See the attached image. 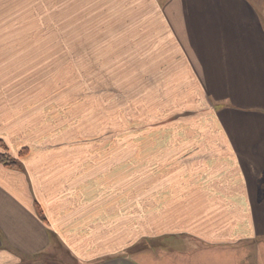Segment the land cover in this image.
<instances>
[{
    "label": "crops",
    "instance_id": "0c3cea01",
    "mask_svg": "<svg viewBox=\"0 0 264 264\" xmlns=\"http://www.w3.org/2000/svg\"><path fill=\"white\" fill-rule=\"evenodd\" d=\"M94 1L159 139H120L118 97L50 96L60 0H0V264H264V0Z\"/></svg>",
    "mask_w": 264,
    "mask_h": 264
},
{
    "label": "rangeland",
    "instance_id": "374dc122",
    "mask_svg": "<svg viewBox=\"0 0 264 264\" xmlns=\"http://www.w3.org/2000/svg\"><path fill=\"white\" fill-rule=\"evenodd\" d=\"M31 1L24 0L23 4H17L16 11L24 14L23 18L32 17ZM60 1L61 4L58 3L56 6V20L49 22V27L54 25L57 33V51L54 57L55 81L51 74L50 78L45 76L52 87L50 96H74L73 102L83 96L89 104H94L96 96H109V98L113 96L115 103L118 97L121 108L120 139H125V137L131 140L146 141L159 139L158 131L161 124L159 116L146 113L143 111V105L138 106L133 101L134 96H130L133 85L130 84L127 70L119 72L118 75L119 69L111 67L115 64L112 61V54L105 50L102 38L98 37V33L105 30V22L102 21L103 15L97 9L95 1L70 0L68 6L64 4V0ZM21 23L23 22L19 21V27H21ZM43 25L44 22L40 20V29ZM34 28L37 26L34 25ZM64 32L67 33L65 37L63 36ZM65 45H70L72 51H62ZM97 112L96 110L88 111V139L111 140V136L116 134L106 129L98 131V128L103 124L100 119L102 117L96 116ZM101 116H103L102 120L105 124L107 122L110 124L112 120L110 110ZM73 136L75 137V134ZM55 253V258L52 256L49 259L41 257L34 264H47V262L73 264L65 256L63 250H57ZM262 254L264 255V245Z\"/></svg>",
    "mask_w": 264,
    "mask_h": 264
},
{
    "label": "trees",
    "instance_id": "16d2710c",
    "mask_svg": "<svg viewBox=\"0 0 264 264\" xmlns=\"http://www.w3.org/2000/svg\"><path fill=\"white\" fill-rule=\"evenodd\" d=\"M0 163L9 166H14L16 164L15 160H13L7 153H0Z\"/></svg>",
    "mask_w": 264,
    "mask_h": 264
}]
</instances>
